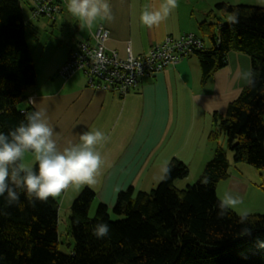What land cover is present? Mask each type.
<instances>
[{
	"label": "trees",
	"instance_id": "16d2710c",
	"mask_svg": "<svg viewBox=\"0 0 264 264\" xmlns=\"http://www.w3.org/2000/svg\"><path fill=\"white\" fill-rule=\"evenodd\" d=\"M233 12L239 14L238 24L228 22ZM206 16L197 25L202 48L192 53L200 83L223 68L233 51L249 56L255 86L245 85L225 111L212 112L207 135L212 155L196 181L177 188L175 180L186 177L188 168L172 158L165 166L170 171L163 172L156 187L144 191L128 186L111 207L99 202L92 216L95 193L84 187L69 208L70 254L58 250L55 198L31 204L24 190L17 189L19 202L9 205L5 193L0 196V264H264V214L248 213L243 224L242 214L233 209L219 216L215 191L230 169L221 137L234 162L264 170V7L218 2ZM25 28L20 1L0 0V132L5 134L27 123L26 115L34 111L25 96L36 80ZM25 99L29 106L19 108ZM205 177L210 180L206 186ZM110 210L117 219H111ZM101 223L109 226V234L97 239L93 229Z\"/></svg>",
	"mask_w": 264,
	"mask_h": 264
},
{
	"label": "crops",
	"instance_id": "0c3cea01",
	"mask_svg": "<svg viewBox=\"0 0 264 264\" xmlns=\"http://www.w3.org/2000/svg\"><path fill=\"white\" fill-rule=\"evenodd\" d=\"M64 2L59 17L51 25H55L58 19L69 25L63 33L68 39L66 47L38 49L37 61L32 55L36 80L25 96L31 98L34 111L46 110L60 150L78 143L79 133L84 131L99 130L108 140L97 145L104 164L96 182L79 187L72 185L55 197L60 203L58 218L61 202L66 196L70 203L84 187L95 193L97 203H105L108 207L114 204L118 192L128 186L146 190L141 187L142 183L154 181L158 175L163 177L164 169L160 166L167 163V156L168 159L193 162L202 144L203 153L198 163H206L213 148L207 138L213 127L211 114L225 111L227 104L236 97L237 88L233 86L243 73L244 57L239 55L243 53L231 51L227 54V64L201 84L199 63L192 54L151 76H141L134 89L118 96L90 89L80 71L68 78L57 74L76 42L91 38L97 28L103 26L109 32L105 42L107 51L125 58L128 45L133 55H140L168 35L176 38L185 33L197 35L198 23L207 19V13L218 2L264 7V0H177L178 7L165 21L148 28L140 22L142 10H157L163 0H108L111 19L98 17L91 26L68 12V0ZM59 46H63V39H60ZM25 101L26 105L20 104L19 108L29 106ZM168 149L173 153L167 154ZM190 149H195L194 154H190ZM24 163L28 167L34 165L31 153L25 154ZM234 164L233 168L230 166L229 175L217 183V197L222 200L225 194H231L240 198L242 203L231 208L239 214L264 213L261 183L252 180L249 167ZM257 176L261 178L262 173Z\"/></svg>",
	"mask_w": 264,
	"mask_h": 264
},
{
	"label": "clouds",
	"instance_id": "9594fccd",
	"mask_svg": "<svg viewBox=\"0 0 264 264\" xmlns=\"http://www.w3.org/2000/svg\"><path fill=\"white\" fill-rule=\"evenodd\" d=\"M178 7L177 0H163L157 10L143 9L140 14L142 25L151 28L165 21ZM67 10L89 26L98 17L111 19V6L108 0H68ZM230 24L239 23L238 12L228 17ZM249 86H255V73L251 70L240 74ZM27 123L21 124L5 134L0 132V196L7 193V203L19 202V192L26 193L31 204L47 201L49 197H58L70 186L92 185L104 164L97 145L105 143L108 137L101 131H84L79 133V142L70 144L60 150L54 139V129L49 124L46 110L37 109L26 115ZM26 153H31L36 162V169L24 163ZM167 174L170 169H164ZM210 183L205 177L202 184ZM242 203L231 194L219 201V216ZM248 213L240 217V223L247 221ZM244 229L242 234H247ZM109 234V226L101 223L93 229V235L102 239Z\"/></svg>",
	"mask_w": 264,
	"mask_h": 264
},
{
	"label": "built area",
	"instance_id": "2783aa9c",
	"mask_svg": "<svg viewBox=\"0 0 264 264\" xmlns=\"http://www.w3.org/2000/svg\"><path fill=\"white\" fill-rule=\"evenodd\" d=\"M32 17L46 16L54 21L60 15L62 0H28ZM109 32L99 26L91 38L79 40L68 54L59 74L67 78L82 71L90 89L124 96L134 89L141 76H151L186 58L195 49L202 48L199 37L185 33L179 37L168 35L162 42L151 45L143 54L133 55L126 47V57L119 58L114 51H107ZM32 103V100L29 99Z\"/></svg>",
	"mask_w": 264,
	"mask_h": 264
},
{
	"label": "rangeland",
	"instance_id": "374dc122",
	"mask_svg": "<svg viewBox=\"0 0 264 264\" xmlns=\"http://www.w3.org/2000/svg\"><path fill=\"white\" fill-rule=\"evenodd\" d=\"M19 1L21 4L22 12H23V18L26 20L25 39L27 41L29 49H31L32 51L31 54L33 55L34 61H37V59L39 58V56L37 55L38 49H48V50L64 49V47H66L65 43L68 41V39L66 38V35L63 33L68 30L69 25L67 23H64V24L61 23L60 19H58L55 25H51L52 20L50 18H47L46 16H40L38 18L32 17L31 11L29 9L30 2L28 0H19ZM60 39H63L62 47L59 46ZM239 55H242L244 57V63H242L241 65L243 72L248 71L250 67L249 56L247 54H239ZM193 57L195 58V56ZM80 72L83 74L82 71ZM237 81L238 82L233 86L237 88L236 96L239 94L240 90L245 85H247L246 82L241 77H238ZM20 104L26 105V101L24 100L21 103H19V105ZM219 144L222 146L223 149L226 150V153L228 154V158L230 159L231 168H233L235 166L234 163H236L237 165L242 164V165H245L246 167H249V169H251L252 173H250V176L252 180L256 179L258 180L259 183H261V187H262L261 190L263 192V197H264V170L259 171L255 169L253 166L243 163V162H234L232 158V152L227 148L226 139L224 137L220 138ZM201 145L198 151L195 153L196 158H194V161L193 162L188 161V163L184 162L188 168V175L184 178L175 180L174 185L177 188H180V189L184 188L188 184L194 183L196 179L199 177L205 165V162L198 163V159L203 153V151H201ZM194 152H195V149H190V154H194ZM171 153H173L172 150L168 149L167 154H171ZM170 160L171 159L170 158L168 159V156H167V163ZM166 164L163 166H160V169L162 170L165 169ZM259 173H262L261 178L257 176ZM159 178H160V175H158L154 181H147V182L142 183L141 187L143 189H146L144 191H148L156 187L158 182H160V180L162 179V178L160 179ZM258 197H260L262 200V196L259 193H258ZM72 201L70 200V203H69V198L66 196L64 201L61 202V209H60L58 223H57V231H58V237H59L58 250L63 254H70L73 243H74L73 238L71 237L68 231L69 214L67 213V210H69L68 206L69 204L71 205ZM97 204L98 203L94 200V202L92 203L89 209V216H92L94 214ZM110 216H111V219L113 220L118 218L111 212V210H110Z\"/></svg>",
	"mask_w": 264,
	"mask_h": 264
}]
</instances>
